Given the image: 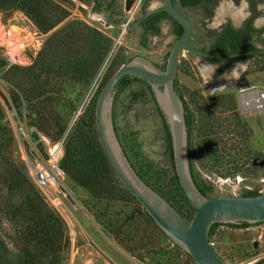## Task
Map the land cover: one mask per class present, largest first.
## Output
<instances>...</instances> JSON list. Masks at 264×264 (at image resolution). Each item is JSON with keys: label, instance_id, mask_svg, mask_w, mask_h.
I'll return each mask as SVG.
<instances>
[{"label": "trees", "instance_id": "trees-1", "mask_svg": "<svg viewBox=\"0 0 264 264\" xmlns=\"http://www.w3.org/2000/svg\"><path fill=\"white\" fill-rule=\"evenodd\" d=\"M79 1L85 5L90 3L88 0ZM179 3L180 8H197L195 0H179ZM204 9L212 15L211 8L206 6ZM16 13L29 19L39 34H51L36 57L32 58V63L27 66L11 65L4 48L0 47V81L7 87L8 96L0 94L16 120L25 126L28 145L30 141L37 143L39 151L48 158L44 140L49 141L52 146L63 142L59 168L75 188L84 191L90 202L94 205L124 203L132 206L129 220L124 226L132 219L143 218L160 231L175 250L185 255L192 264H196L191 256L170 240L123 186L99 139L96 124L99 96L117 70L130 59L125 60L117 52L105 64L114 41L83 21H70V10L57 0H0V14L4 23ZM143 14L147 15L143 22V37L159 35L160 23L164 20L171 22L177 40L181 37V26L165 12L148 15L143 10ZM251 32L250 23L240 30L227 27L222 34L217 35L206 52L221 56L249 52L252 48ZM169 53L160 65L162 70L166 68ZM104 65L107 67L98 90L81 108L90 88L103 67L105 68ZM182 70L185 71L179 64V72ZM175 87L185 107L193 179L205 196L213 197L215 188L202 177L196 163L222 177L234 176L246 169L251 171L246 158L233 154L240 153L238 146H244L250 140L251 130L239 113L235 94H222L203 101L197 98L194 102L199 105V110L194 111L179 87L178 77ZM125 95L130 97V105L147 100L152 103L162 124L166 167L150 162L142 154L133 134L120 132L117 125L118 109ZM113 118L119 141L137 174L191 222L196 210L180 185L175 169L171 133L150 85L136 77H123L116 86ZM246 148L244 146L243 149ZM242 159H245L244 162H241ZM259 194L258 190L245 191L244 196ZM85 208L89 210L87 206ZM5 222L11 227L12 233L3 235L0 230V264H64L67 260L71 239L66 222L49 204L29 175L14 130L8 122L6 108L0 101L1 229ZM96 222L106 236L117 239L121 235V227L115 228L116 225L109 221L101 222L98 214ZM262 224L264 223L256 226ZM223 226L245 229L254 225L214 224L210 231L211 242L217 230ZM258 249L255 248L252 258L259 254ZM254 264H264V258Z\"/></svg>", "mask_w": 264, "mask_h": 264}, {"label": "rangeland", "instance_id": "rangeland-1", "mask_svg": "<svg viewBox=\"0 0 264 264\" xmlns=\"http://www.w3.org/2000/svg\"><path fill=\"white\" fill-rule=\"evenodd\" d=\"M57 1L70 10V21H83L102 31L114 41L113 48L115 45L116 47L111 58L117 52H120L125 60L141 56L151 60L158 67L163 64L166 55L177 42L169 23H164L161 26L162 33L158 37H143L141 30L135 26L134 20L139 18L142 6L143 10L150 12L159 9L163 0H135L134 7L125 13L127 20L119 26L109 25L106 15L95 13L89 4L84 5L79 0ZM248 5V0H239L238 3L234 0L223 1L216 10L215 17L206 23L200 19L199 12L190 10L189 17L192 18L193 34L202 33L205 28L204 24L207 25L208 30L214 32L221 27L225 20L231 19L233 22L239 23V20L247 16ZM260 9L262 15L259 18V24L262 26L264 24V4L260 6ZM234 12L240 15L238 19L234 18ZM0 27L5 34L9 31L13 34L15 46H10L4 41L0 44L11 65H30L32 58L36 57L44 42L51 35L39 34L36 27L32 26V22L20 13H16L6 23L3 22L0 14ZM109 60L106 62L109 63ZM106 62L105 64H107ZM180 65L185 71L178 72L179 87L194 111L199 110V105L194 102L197 101V98L203 101L211 96L230 93L238 96L239 89L249 82L264 90V73L256 74L258 73L256 65L252 63L250 65V62L237 63L232 67L230 73L222 75L218 72L214 62L196 54L183 52L180 56ZM104 66V71L102 69L96 78L81 108L98 90L107 65ZM0 92L8 96V89L2 81H0ZM0 101L6 108L8 122L14 130L19 151L32 178L28 159L33 164L36 160L33 156L29 158L27 156L29 145L26 128L16 120L13 111L9 109L1 94ZM239 113L249 125L251 138L244 145L247 146L246 149H243L244 146H238L240 153L234 152L233 154H240V158L247 160L255 154L264 156V117H247L242 115L240 110ZM117 125L121 133L127 132L136 137L142 154L150 162L166 167L167 156L162 137V124L152 103L147 100L144 103L130 105V97L125 95L118 109ZM237 142L239 141L237 140ZM45 143L51 145L47 140ZM244 160L242 159L241 162ZM196 167L202 177L214 186L215 196H241L242 192L254 190L264 193V169L254 171L246 169L234 176L222 177L203 169L199 163H196ZM42 193L49 204L63 217L67 225L71 248L64 264H192L185 255L175 250L160 231L143 218L132 219L124 226L129 220L128 216L132 211V206L124 203L94 205L89 201L90 199L84 191L75 188L65 176L57 186L47 193L43 191ZM96 214L101 222L108 223L109 221L116 225L115 228L121 227V235L117 239L106 236L96 222ZM0 230L3 235L12 233L11 227L6 222ZM255 242L259 244V254L263 253L264 224L245 229L223 226L217 230L213 239L215 250L219 251L220 256L228 264H254L255 258L252 256Z\"/></svg>", "mask_w": 264, "mask_h": 264}, {"label": "water", "instance_id": "water-1", "mask_svg": "<svg viewBox=\"0 0 264 264\" xmlns=\"http://www.w3.org/2000/svg\"><path fill=\"white\" fill-rule=\"evenodd\" d=\"M162 10L182 28L181 37L169 53L166 68L162 70L151 60L141 56L134 57L120 67L99 96L96 110L97 132L120 182L170 240L191 256L196 264H228L211 245L212 226L264 223V193L253 196L207 197L198 189L191 172L184 102L176 90L175 81L183 52L225 61L240 55H211L192 48L189 45L193 33L191 21L176 9L173 0H164ZM125 76L136 77L150 85L165 116L172 138L176 173L186 197L196 210L191 222L141 179L123 150L115 130L113 110L116 86ZM260 165L264 166V160ZM254 247H259L258 242H255Z\"/></svg>", "mask_w": 264, "mask_h": 264}, {"label": "flooded vegetation", "instance_id": "flooded-vegetation-1", "mask_svg": "<svg viewBox=\"0 0 264 264\" xmlns=\"http://www.w3.org/2000/svg\"><path fill=\"white\" fill-rule=\"evenodd\" d=\"M143 1V0H142ZM197 2V8H180L179 0H173L174 6L177 10L182 12L192 23V18L189 17V11L194 10L200 13V19L203 20V22L206 23L208 20H212L216 15V10L218 7L222 4L223 1L226 0H195ZM235 1V0H234ZM236 2V1H235ZM135 0H92V6L91 8L95 13H104L106 15V20L109 25L113 26H119L123 22H125L126 15L125 13L129 12L135 5ZM238 3V2H237ZM248 14L247 16L239 20V23L233 22L231 19L225 20L221 27L217 31H211L208 30L206 24L204 30L202 33L204 34H193L191 40L189 42V45L197 49L199 51L206 52V50L212 45L214 39H216L217 35L222 34L227 27H231L235 30H240L245 27L247 23H250L251 26V37H250V43L252 45V48L249 50V52L242 53V54H231V55H240V57H235L230 60H212L205 57H202L210 62H214L217 66V70L220 74L224 75L226 73H230L232 70V67L237 63H251L256 65V74H262L264 73V24L260 26L259 18L262 15V10L260 9V6L264 4V0H248ZM164 6V0L162 3V6L159 9L147 12L148 15L157 13V12H164L162 10ZM204 6V7H203ZM208 6L212 10V15H209V11L205 10L204 8ZM99 7V9H97ZM147 15L144 16L143 14V6L139 12V18H136L135 26L138 27L141 30V35H143L144 32V26L143 22L146 19ZM129 23V22H128ZM164 23H169L172 27V31L174 34V28L168 20H164L160 23V34L159 35H148V36H155L158 37L162 33V25ZM193 26V23H192ZM213 33V34H212ZM175 35V34H174ZM176 36V35H175ZM178 41V40H177ZM210 54V53H208ZM213 55V54H211ZM228 55V56H231ZM240 58H244V60H239ZM238 61H233V60ZM215 61H221L222 63H217ZM158 68L161 69L160 65H158ZM222 95V94H219ZM218 95L211 96L209 98L217 97ZM248 160L252 170H260L264 169V166L261 167L260 163L264 160V156L262 155H253L249 157ZM245 192L241 193V196H244Z\"/></svg>", "mask_w": 264, "mask_h": 264}, {"label": "built area", "instance_id": "built-area-1", "mask_svg": "<svg viewBox=\"0 0 264 264\" xmlns=\"http://www.w3.org/2000/svg\"><path fill=\"white\" fill-rule=\"evenodd\" d=\"M237 98L242 115L247 117H264V90L262 88L249 82L239 89ZM21 125L25 128L23 124ZM28 147V158L33 156L36 160L35 164H33L28 159L31 165L29 169L32 172V179L43 192L47 193L50 189L57 186L61 182L62 177L65 176L59 168V162L63 156V142L54 146L46 144L48 158H45L40 153L37 143L30 141ZM260 241L262 242V239ZM211 245L214 247L213 242H211ZM263 254L264 252L254 257V263L263 258Z\"/></svg>", "mask_w": 264, "mask_h": 264}, {"label": "bare ground", "instance_id": "bare-ground-1", "mask_svg": "<svg viewBox=\"0 0 264 264\" xmlns=\"http://www.w3.org/2000/svg\"><path fill=\"white\" fill-rule=\"evenodd\" d=\"M233 15H234V18H235V19H238L239 16H240V15L236 14L235 12H234ZM12 35H13V34H12L11 31L6 32V34H5L4 31H3V30L1 29V27H0V44L4 41V42H7L8 44H10V46H15V44H14V42H13ZM115 47H116V45H115ZM115 47L113 48V50H112V52H111V54H110L108 60L111 58L112 53L115 51ZM108 60H107V62H108ZM107 62H106V63H107Z\"/></svg>", "mask_w": 264, "mask_h": 264}, {"label": "crops", "instance_id": "crops-1", "mask_svg": "<svg viewBox=\"0 0 264 264\" xmlns=\"http://www.w3.org/2000/svg\"><path fill=\"white\" fill-rule=\"evenodd\" d=\"M83 4V3H82ZM85 5V4H84ZM89 6H92V1H90ZM97 15V14H96Z\"/></svg>", "mask_w": 264, "mask_h": 264}]
</instances>
